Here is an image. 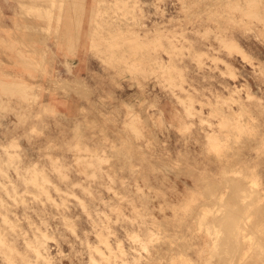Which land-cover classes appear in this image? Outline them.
<instances>
[{"label": "rangeland", "instance_id": "374dc122", "mask_svg": "<svg viewBox=\"0 0 264 264\" xmlns=\"http://www.w3.org/2000/svg\"><path fill=\"white\" fill-rule=\"evenodd\" d=\"M6 1L0 264H264V0Z\"/></svg>", "mask_w": 264, "mask_h": 264}, {"label": "crops", "instance_id": "0c3cea01", "mask_svg": "<svg viewBox=\"0 0 264 264\" xmlns=\"http://www.w3.org/2000/svg\"><path fill=\"white\" fill-rule=\"evenodd\" d=\"M4 4H6L7 6H8V3H7V1L6 0H0V66H2L3 64H5L6 62H7V53H9V51L8 50H6V49H3V46H1V45H5V46H7L6 48L8 49V47L10 48V52L11 53H13L14 54V52L16 53V54H18V55H20L17 51H16V49L13 47V45H12V43H14L13 41L14 40H10L9 38H8V32H10V31H13V29H17V28H19V27H17L18 26V24L19 25H22L23 27H25V22L26 21H28V20H26L24 17H22V19H18V18H20L21 16L20 15H15V12L14 13H12V12H10V10H8L7 8H3V6L2 5H4ZM32 19V18H31ZM30 19V20H31ZM35 19H33L32 21H34ZM35 23H38V22H36V21H34ZM39 24V23H38ZM26 32H27V30H26ZM17 40H21V39H17ZM26 41H32V39H30V38H26L25 39ZM24 40V41H25ZM23 41V40H22ZM23 41V42H24ZM8 43H11V44H8ZM25 44V43H24ZM17 45V44H16ZM26 45V48L27 47H29L28 45H31L32 47L28 50V49H25L24 47H22V45H17L18 46V49L19 48H21V49H23L24 51V57H29V55H27L26 54V51L28 52V51H35V50H37V52H38V49L35 47V45H33V44H25ZM15 50H14V49ZM12 49V50H11ZM34 49V50H33ZM40 51V50H39ZM3 54V55H2ZM38 54V53H37ZM42 55H43V53H41ZM6 55V56H5ZM17 55V56H18ZM41 55V56H42ZM24 57H22V56H18L17 58L19 59V60H22L24 63H26V64H33V63H31L30 62V58L31 57H29L28 58V60H26ZM26 60V61H24V60ZM14 62V61H13ZM6 71H9V72H11V74L13 75V70H6ZM18 74H17V77H21L22 79H24V76L26 75V74H28V72L26 73L25 71H18L17 72ZM25 79H27V78H25Z\"/></svg>", "mask_w": 264, "mask_h": 264}, {"label": "bare ground", "instance_id": "6f19581e", "mask_svg": "<svg viewBox=\"0 0 264 264\" xmlns=\"http://www.w3.org/2000/svg\"><path fill=\"white\" fill-rule=\"evenodd\" d=\"M72 64H73V63H72ZM236 177H237V176H236ZM236 177H235V178H236ZM229 180H231V179H229ZM232 180H233V179H232ZM234 181H236V179H234ZM238 181H240V180H238ZM225 184H226V183H225ZM231 184H232V183H231ZM237 184H239V183H237ZM226 185H229V184H226ZM233 185H234V184H233ZM239 186H240V185H239ZM216 188H217V187H216ZM240 188H241V187H240ZM231 189H234V188H231ZM231 189H230V190H231ZM248 189H249V188H248ZM236 191H238V190H236ZM236 191H235V192H236ZM240 191H241V190H240ZM250 191H251V190H250ZM253 191H254V190H253ZM230 192H231V191H230ZM230 192H229V193H230ZM238 193H239V192H237L236 194H238ZM249 193H250V192H249ZM212 195H213V194H212ZM229 195H230V194H229ZM238 195H239V194H238ZM243 195H244V194H243ZM233 196H235V195H233ZM240 196H241V195H240ZM256 196H257V195H256ZM227 197H228V196H227ZM225 198H226V196H225ZM238 198H239V196H238ZM240 198H243V197H240ZM240 198H239V199H240ZM226 199H227V198H226ZM236 199H237V198H236ZM239 199H238V200H239ZM252 200H253V199H252ZM239 201H240V200H239ZM247 201H248V200H247ZM242 202H243V201H242ZM245 202H246V199H245ZM215 203H216V202H215ZM243 203H244V202H243ZM217 204H218V203H217ZM246 205H247V204H246ZM220 206H221V205H220ZM224 207H225V206H224ZM238 207H239V206H238ZM214 208H215V207H214ZM245 208H246V207H245ZM236 209H237V208H236ZM242 210H243V209H242ZM215 211H216V210H215ZM223 211H224V210H223ZM212 212H213V211H212ZM241 212H242V211H241ZM253 212H254V211H253ZM210 213H211V212H210ZM256 214H257V213H256ZM258 214H259V213H258ZM200 215H201V214H200ZM214 215H215V214H214ZM224 217H225V216H224ZM228 217H229V216H228V214H227L226 219H227ZM231 217H232V216H231ZM242 218H243V217H242ZM224 219H225V218H224ZM240 219H241V218H240ZM231 220H232V219H231ZM243 220H244V219H243ZM223 221H224V220H223ZM237 221H238V220H237ZM252 221H253V220H252ZM227 222H228V221H227ZM243 223H244V222H243ZM208 224H209V223H208ZM215 224H216V223H215ZM217 224H218V223H217ZM222 224H223V222H222ZM231 224H232V223H231ZM224 225H225V224H224ZM228 225H229V224H228ZM245 225H246V224H245ZM203 227H204V224H203ZM217 227H218V226H217ZM220 227H221V226H220ZM222 228H223V227H222ZM230 228H231V227H230ZM227 229H228V228H227ZM204 231H205V230H204ZM210 231H211V230H210ZM216 232H217V231H216ZM228 232H229V231H228ZM233 232H234V231H233ZM210 233H211V232H210ZM212 233H213V231H212ZM220 233H221V232H220ZM213 234H214V233H213ZM210 235H211V234H210ZM217 235H218V234H217ZM217 235H216V236H217ZM213 238H214V236H213ZM222 238H223V237H222ZM225 238H226V237H225ZM235 239H236V238H235ZM226 240H229V239H226ZM232 240H233V239H232ZM216 242H217V241H216ZM216 242H215V243H216ZM226 244H227V242H226ZM228 244H229V243H228ZM233 246H234V245H233ZM215 247H216V246H215ZM224 247H225V246H224ZM220 248H221V247H220ZM231 249H232V248H231ZM219 252H220V251H219ZM233 252H234V251H233ZM224 254H225V253H224ZM230 254H231V253H230ZM233 255H235V254H233ZM226 258H227V257H226ZM232 258H233V257H232ZM232 258H231V259H232ZM221 264H222V263H221Z\"/></svg>", "mask_w": 264, "mask_h": 264}]
</instances>
